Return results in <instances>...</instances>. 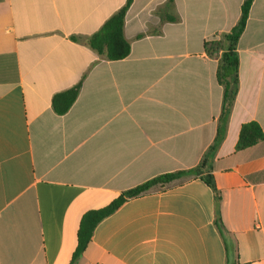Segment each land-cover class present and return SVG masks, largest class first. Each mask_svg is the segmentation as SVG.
Segmentation results:
<instances>
[{
    "label": "crops",
    "instance_id": "0c3cea01",
    "mask_svg": "<svg viewBox=\"0 0 264 264\" xmlns=\"http://www.w3.org/2000/svg\"><path fill=\"white\" fill-rule=\"evenodd\" d=\"M126 1L0 0V264H71L85 214L197 168L100 221L77 264H264V140L236 149L243 124L264 133V0L237 44L214 154L223 87L205 43L237 25L243 0H133L130 55L106 60L89 40ZM81 81L56 114L53 97Z\"/></svg>",
    "mask_w": 264,
    "mask_h": 264
},
{
    "label": "trees",
    "instance_id": "16d2710c",
    "mask_svg": "<svg viewBox=\"0 0 264 264\" xmlns=\"http://www.w3.org/2000/svg\"><path fill=\"white\" fill-rule=\"evenodd\" d=\"M133 0H127L125 5L114 14L89 40L90 47L101 57L110 61H118L127 58L131 52V44L126 39L124 33L125 19ZM254 0H243L241 7V17L235 27L228 33L220 35L218 38L205 43V51L210 56L218 58L217 81L223 87V104L220 124L217 131V137L209 150L214 154L222 142L226 132V122L231 114L234 103L239 93L240 79L239 66L240 59L237 52L238 41L243 34L250 10ZM169 9L173 8V0H168ZM142 36V35H141ZM140 36V37H141ZM82 88V81L73 88L56 94L52 99V108L58 115L66 114L76 102ZM264 140V133L261 127L250 122L243 124L240 130L237 150L246 149L256 145ZM199 173V168L189 171H178L156 177L146 183L125 191L109 206L90 211L85 214L81 220L78 231V246L73 256L71 264H77V260L84 253L92 241V236L96 226L104 218L118 210L128 199L135 198L156 188H165L174 183L188 179ZM206 181L212 186L211 177ZM216 195V225L222 230V220L219 213V193L214 188ZM229 264V263H228ZM236 264V263H233Z\"/></svg>",
    "mask_w": 264,
    "mask_h": 264
}]
</instances>
